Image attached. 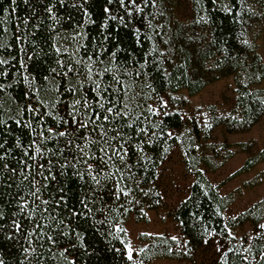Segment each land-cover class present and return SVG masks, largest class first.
Returning a JSON list of instances; mask_svg holds the SVG:
<instances>
[{
  "label": "trees",
  "instance_id": "1",
  "mask_svg": "<svg viewBox=\"0 0 264 264\" xmlns=\"http://www.w3.org/2000/svg\"><path fill=\"white\" fill-rule=\"evenodd\" d=\"M263 20L264 0H0V264H264V198L225 216V196L196 168L169 211L180 243L149 235L130 260L120 227L163 203L160 169L183 121L153 108L161 94L232 76L233 111L211 115L206 138L264 115L250 88L264 67L245 39ZM241 146L231 175L264 161V145ZM244 223L239 244L229 230Z\"/></svg>",
  "mask_w": 264,
  "mask_h": 264
},
{
  "label": "rangeland",
  "instance_id": "2",
  "mask_svg": "<svg viewBox=\"0 0 264 264\" xmlns=\"http://www.w3.org/2000/svg\"><path fill=\"white\" fill-rule=\"evenodd\" d=\"M172 11L180 17L185 12L182 3L172 6ZM245 39L250 50L257 54L264 67V20L251 25ZM261 89L264 99V80L250 86ZM232 76L219 77L204 85L195 94L186 89L166 91L152 104L161 111L177 112L183 124L174 131L178 143L160 169L163 187V203L156 210H146L144 218L138 220L130 214L120 225L124 232L125 251L136 259L139 251L146 245L149 235L165 234L178 243L181 242L177 224L170 218V209L186 194L193 178V168L202 171L207 179L218 186V192L225 196L227 207L225 216H234L253 203L264 198V161L257 162L251 169L231 175L238 169L245 157L242 144L251 149L264 145V115L248 130L228 133L222 125L211 130L208 138L203 134L211 115L223 116L232 113L236 96ZM198 128L197 136L193 126ZM264 225V216L261 220ZM233 241L244 243L251 237V228L247 223L229 230ZM149 264H190L187 261L170 258H153Z\"/></svg>",
  "mask_w": 264,
  "mask_h": 264
},
{
  "label": "snow or ice",
  "instance_id": "3",
  "mask_svg": "<svg viewBox=\"0 0 264 264\" xmlns=\"http://www.w3.org/2000/svg\"><path fill=\"white\" fill-rule=\"evenodd\" d=\"M105 71H107V69H106ZM99 87H100V85H99V83L97 82V83H96V88L99 89ZM76 103H79V101H77ZM100 107H103V104H101ZM107 112H108V113H112V112H113V109H112V108H108V109H107ZM97 119H99V116H97ZM104 119L107 120V119H108V116H105ZM82 126H83V125H82ZM64 134H65V133H60V135H64ZM261 227H264V225H262ZM128 258H129L130 260L132 259V256H131V249H130V248H129V256H128Z\"/></svg>",
  "mask_w": 264,
  "mask_h": 264
}]
</instances>
